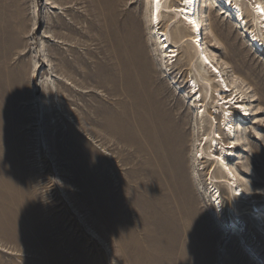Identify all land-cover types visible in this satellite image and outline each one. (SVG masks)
Listing matches in <instances>:
<instances>
[{
  "label": "rangeland",
  "instance_id": "374dc122",
  "mask_svg": "<svg viewBox=\"0 0 264 264\" xmlns=\"http://www.w3.org/2000/svg\"><path fill=\"white\" fill-rule=\"evenodd\" d=\"M235 1L245 30L203 7L208 48L249 88L251 116L230 141L172 14L159 28L178 54L169 65L148 0H0V264H264V240L253 225L241 236L249 220L230 212L245 204L198 145L215 117L240 184L264 195V53L246 31L261 32L253 3Z\"/></svg>",
  "mask_w": 264,
  "mask_h": 264
},
{
  "label": "bare ground",
  "instance_id": "6f19581e",
  "mask_svg": "<svg viewBox=\"0 0 264 264\" xmlns=\"http://www.w3.org/2000/svg\"><path fill=\"white\" fill-rule=\"evenodd\" d=\"M180 6L174 8L173 6H168V0H148V7L150 9V24L153 26L154 30H156V34L152 35V39L156 45V51L161 57V61L164 64L172 65L174 61V57H178V54L173 47L169 46L170 41L166 38V34L160 31V25L162 23V14L163 11H167V13L172 14V25L178 24L180 33L181 27L186 28L189 31L190 35H182L180 37V41H187V38H190L193 43L194 51L197 55V61L200 65V70H198V74L201 76L203 74V81H201L207 88H209L215 95L212 100L214 105L220 106L222 109V117L224 118L223 124V135L228 138V140H236L239 129L241 130L244 126L241 122L236 121L232 116L233 110L229 108V105L232 102L237 103L236 106L240 107L241 110L245 111V115L247 116L244 121L248 120V116H251L249 105L246 104L245 99L248 98L245 93L249 91V88H246L245 82L237 76L233 71L229 70V67L225 62H220L215 56L212 55L211 50L208 48L206 44V31L208 20L205 19V14L203 13V7L208 3L209 0H179ZM213 3L221 7V12L224 15L230 16L234 18L236 22H239L238 25L242 29L243 21H245L243 17V10L241 8L240 1L235 0H211ZM252 4L253 15L255 16L256 28H260L261 35H257L252 30L251 32L246 31L248 33V37L250 38V45L257 51L258 54L263 56L260 53L262 51L264 53V44L261 43L259 39L264 37V1L263 0H245ZM223 5V6H222ZM227 9V10H225ZM246 24V23H245ZM247 26V25H246ZM246 26L243 28L245 30ZM245 35V34H244ZM248 46V44H247ZM176 52V53H175ZM175 53V54H174ZM258 57V56H257ZM261 60V59H260ZM193 60H191L192 62ZM191 91L194 92L196 96L194 104H191V107H197V102H202V95L199 89V84L192 82ZM200 92V96L197 95ZM228 92L232 96L227 99L224 97V94H228ZM234 94V95H233ZM234 97V98H233ZM240 97L242 101L237 100ZM201 108L198 109L196 116L201 121L206 117L204 115L205 111L200 112ZM214 115V112L211 116ZM232 115V116H230ZM253 119V118H251ZM217 119L212 117V127L214 136L204 135V137L199 141L198 145L201 149V155L198 151V155H200L201 159H207L205 157V152L203 148L209 145V151L214 158H216L217 166L215 169L222 175L220 178L214 179V182H227L228 186L231 188V198L237 203L245 204V208L242 210H238L235 207L231 206L230 212L238 215V217H246L249 220V225L246 224V220L242 222V233L239 231L241 236H245L249 231L250 225H253L255 228L252 229L264 240V215L261 214V210H259V206L263 207L261 204L264 203V195L256 196L253 194V191L240 184L239 179L237 178V173L233 170L229 162L226 161V157L235 156L233 150L237 146L236 142L229 143L230 146H227L228 143H225L221 134L216 131ZM242 131V130H241ZM234 138V139H232ZM218 153H215V151ZM211 156V155H210ZM212 158V157H211ZM239 175V174H238ZM212 179V177H211ZM210 179V180H211ZM214 192V193H213ZM211 197L212 200H215V217L220 218L223 215V206L222 201L219 195V191L214 188Z\"/></svg>",
  "mask_w": 264,
  "mask_h": 264
}]
</instances>
